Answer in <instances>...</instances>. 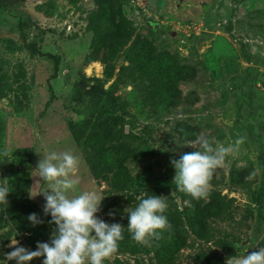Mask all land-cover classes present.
I'll use <instances>...</instances> for the list:
<instances>
[{"label": "rangeland", "instance_id": "1", "mask_svg": "<svg viewBox=\"0 0 264 264\" xmlns=\"http://www.w3.org/2000/svg\"><path fill=\"white\" fill-rule=\"evenodd\" d=\"M128 28L125 44H105ZM162 89L169 99L158 114ZM121 132L140 151L116 167L107 140ZM198 135L226 147L244 138L200 206L178 195L171 163ZM65 151L80 161L69 194L96 192V215L124 226L104 264H227L264 247V0H0V185L11 190L0 205V264H16L6 258L11 240L32 251L50 243L56 226L37 194L50 184L36 168ZM123 170L126 187L114 182ZM156 195L178 232L140 245L128 211ZM32 213L43 223L33 226Z\"/></svg>", "mask_w": 264, "mask_h": 264}, {"label": "clouds", "instance_id": "2", "mask_svg": "<svg viewBox=\"0 0 264 264\" xmlns=\"http://www.w3.org/2000/svg\"><path fill=\"white\" fill-rule=\"evenodd\" d=\"M243 141L241 137L227 147L220 143L214 146L207 136L198 135L188 144L195 150L171 161L176 169L174 183L178 190L196 200L207 199L215 172L225 166L227 157L238 153ZM9 156L5 150L3 157ZM79 163V157L69 151L51 152L38 162V177L50 187L37 194H43L46 200L44 214L51 215L49 223L56 227L50 243L37 242L34 251L21 246L16 239L11 240L10 247L14 250L6 253L7 260L29 264L34 258L44 257L42 264H104L118 251L119 242L124 239V226L106 223L96 215L104 197L93 191L69 194L80 184L76 175ZM256 175L253 171L248 178L254 179ZM10 191L5 180L0 185V205H8ZM168 207L164 196L141 199L128 211L127 230L131 238L140 245H147L153 239L159 240L163 232L171 231L172 225L165 215ZM28 220L33 226L43 223L36 213L30 214ZM233 246L239 249L241 243ZM227 264H264V247L243 257H230Z\"/></svg>", "mask_w": 264, "mask_h": 264}, {"label": "trees", "instance_id": "3", "mask_svg": "<svg viewBox=\"0 0 264 264\" xmlns=\"http://www.w3.org/2000/svg\"><path fill=\"white\" fill-rule=\"evenodd\" d=\"M114 1H115V4H119L120 0H114ZM121 1H124V0H121ZM130 35H131V28H128V30L126 31V33L123 36H119L115 32H112L111 34L104 37V42H105V44H110V42L112 40H115V41H117V43L119 45H123L128 41ZM150 69H152V68L151 67L149 68V74L151 75ZM165 75H166V72H164V76ZM164 76H162L160 74L157 76V78L159 80H161L162 78H164ZM177 79H178V76L176 74H173V82L174 83ZM158 82H159V84H161L160 86L166 87L167 82H161V81H158ZM162 92H164L163 93V99L161 100V102L159 104H157V107H158L157 113L158 114L162 113V111L165 110L166 104H167L166 101L169 99L168 91L166 89H162ZM134 137H135L134 134L121 132L118 135V137L113 139V141L108 142V140H107V143L108 144H110V143L114 144L116 150L118 151L114 166L119 167L125 157L139 153V151H140L139 148H137V146L135 144H132V141L130 140V139H133ZM127 174L128 173H126V171H124L121 174L120 173L115 174L116 178L114 179L115 180L114 182H116V183L121 182L120 185L126 187L128 181L130 180V178ZM178 195H180V197L182 199L186 200L190 204L195 202L197 206H200V204L202 202V199L201 200L193 199L190 195H188L182 191H179ZM185 211L186 212H184V216L185 217L188 216V218H190L189 211L187 209ZM172 232H174V233L178 232L176 225H172ZM208 235H209V231L206 229V227H203L202 231L197 233V236L201 239H206L208 237Z\"/></svg>", "mask_w": 264, "mask_h": 264}, {"label": "water", "instance_id": "4", "mask_svg": "<svg viewBox=\"0 0 264 264\" xmlns=\"http://www.w3.org/2000/svg\"><path fill=\"white\" fill-rule=\"evenodd\" d=\"M166 173H167V175H169V174H170L169 168L166 170Z\"/></svg>", "mask_w": 264, "mask_h": 264}]
</instances>
